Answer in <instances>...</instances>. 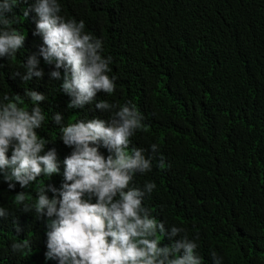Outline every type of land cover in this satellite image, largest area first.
Segmentation results:
<instances>
[{
	"label": "trees",
	"instance_id": "obj_1",
	"mask_svg": "<svg viewBox=\"0 0 264 264\" xmlns=\"http://www.w3.org/2000/svg\"><path fill=\"white\" fill-rule=\"evenodd\" d=\"M58 2L60 15L83 20L85 32L102 40L116 89L69 109L62 79L50 78L54 64L39 54L42 37L33 35L38 17L34 11L24 15L35 0H16L9 26L25 41L15 56L0 57V96L20 95L27 110L33 102L25 89L46 96L45 119L35 131L45 139V151L56 149L60 172L39 177L26 189L19 184L9 189L0 178V207L8 213L0 217V264H58L45 258L48 218H37L25 205L34 203L40 188L59 189L63 182V161L72 148L64 145L53 115L60 113L65 124L108 121L110 113L95 108L100 100L131 102L142 115L143 127L130 138L129 151L143 148L149 157L150 146H159L151 171L133 179L141 189L146 182L156 185L143 200L151 215L166 228H184L181 235L189 239L198 235L202 264H214L213 251L223 258L221 264H264V0ZM33 54L44 76L27 82L13 78ZM99 151L109 155L103 146ZM22 191L23 203L16 199ZM157 238L160 246L171 243L159 233ZM25 240L29 247L13 253L11 245Z\"/></svg>",
	"mask_w": 264,
	"mask_h": 264
},
{
	"label": "clouds",
	"instance_id": "obj_2",
	"mask_svg": "<svg viewBox=\"0 0 264 264\" xmlns=\"http://www.w3.org/2000/svg\"><path fill=\"white\" fill-rule=\"evenodd\" d=\"M15 6L16 0L0 2V57L15 56L25 41L24 35L9 26L8 14ZM61 10L58 0H35L24 15L34 11L38 17L33 35L42 37L39 54L45 63L54 64L50 78L62 79L59 87L70 97L67 107L83 108L98 92L114 93L116 77L108 74L112 58H104L102 40L85 32L83 20L66 19ZM23 67L24 72L16 71L13 78L27 82L44 76L36 54L28 57ZM24 96L33 102L31 110L21 105L20 95L0 96V178L9 189H15L16 184L26 189L39 177L60 172L56 149L45 151L46 141L35 131L45 119L41 102L46 96L31 89H25ZM95 108L110 113L108 121L94 118L65 124L60 113L52 117L64 145L72 148L63 161V182L59 189L51 185L40 188L34 203L25 205V211L34 210L37 218H48L45 258L58 264H202L196 251L198 235L189 239L181 235L185 232L182 227L166 228L164 221L158 222L143 206L145 194H151L156 185L146 182L142 189L133 185L136 173L151 171L159 147L152 144L149 157L143 148L129 151L130 138L143 127L136 106L100 100ZM100 146L108 150L107 157L99 151ZM16 199L23 203L24 191L17 193ZM7 215L0 207V217ZM158 233L171 243L160 246ZM27 247V240L11 245L13 253ZM211 257L214 264H221L223 258L215 251Z\"/></svg>",
	"mask_w": 264,
	"mask_h": 264
}]
</instances>
